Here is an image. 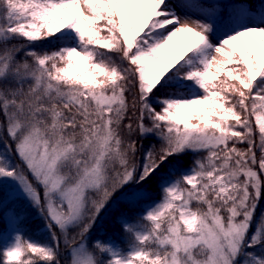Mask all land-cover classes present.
<instances>
[{
    "label": "snow or ice",
    "instance_id": "obj_1",
    "mask_svg": "<svg viewBox=\"0 0 264 264\" xmlns=\"http://www.w3.org/2000/svg\"><path fill=\"white\" fill-rule=\"evenodd\" d=\"M176 2L183 15L169 0H0V181L17 185L52 238L17 229L0 264H61L53 225L68 264H264V214L250 231L264 194V0L256 15L241 0L204 18L191 0ZM17 39L60 46L19 60ZM137 131L161 141L140 162ZM8 140L42 196L8 158ZM187 151L207 155L175 176L170 158ZM154 177L161 199L146 203ZM110 204L145 210L118 217L126 249L96 239L90 250L87 234Z\"/></svg>",
    "mask_w": 264,
    "mask_h": 264
},
{
    "label": "trees",
    "instance_id": "obj_2",
    "mask_svg": "<svg viewBox=\"0 0 264 264\" xmlns=\"http://www.w3.org/2000/svg\"><path fill=\"white\" fill-rule=\"evenodd\" d=\"M202 2L209 3L211 5L215 3H219L221 5V13L227 14L231 13L233 11L234 6H240L241 0H202ZM243 7L249 8L253 10L254 13H256L257 9L262 8V0H244ZM12 44H15L17 46L25 45V47L21 48V51L18 53L17 59L23 60L25 59L24 52L27 50V48H35L37 50L41 49H47L49 51L54 50L55 48L59 47V44H53L50 41H42L36 44L32 45H26V42L17 39L13 40L11 42ZM29 62L31 63V58L28 57ZM124 66H127V62H123ZM158 95H167L166 91H162L158 93ZM129 100H131V95L129 94ZM157 110H159V107H157ZM138 115V113H137ZM250 120L252 122L253 128H254V137L253 139L256 141V143H259V133L258 129H256L255 126V118L250 117ZM0 121H3V116L0 115ZM128 120L125 119L123 121V124H127ZM144 123L151 127V121L145 119ZM133 124L135 125V117H133ZM5 139H7V134L4 133ZM122 136L127 139V129L122 128ZM132 139H135L138 144H143V147L140 148V150L136 153L135 159L137 162H140L144 151L150 146V145H156L157 149L160 147L161 141L155 136H147V137H141L139 132L137 131L134 133L131 137ZM10 144H12V152L8 156V158L11 160L13 165H19L21 169H23L24 173L28 172L27 167L24 166V163L21 161L20 157L15 152V143L11 140H8ZM238 148L246 149L248 147L247 143H239L237 144ZM4 150V143L2 140H0V152ZM256 156L259 160L260 158V151L257 148L256 150ZM207 155L206 151H187L183 155L172 157L170 158L174 164L177 165V171L174 174L175 176H179L181 171L187 170L196 160L197 158L203 159ZM256 168V170L259 172L258 164L253 166ZM261 180L264 181V172L260 173ZM243 177H241L242 179ZM142 187L146 188L148 190V201L146 203H155L161 199V190L159 187V179L158 177H154L152 180L148 181L145 185ZM118 194V193H117ZM116 194V195H117ZM7 188L6 185L3 184V181H0V197H2L3 200V211L0 212V245H3L4 243H7L10 241L13 233L17 229H21L23 231V234L25 237L30 238L35 241H39L41 243H52L51 233L48 231H44L42 229L44 225V218L36 213V209L31 207L29 203H27L23 198L21 197H7ZM143 205L138 206H130L128 204H111L110 207L107 209V211L102 215L99 219H97L96 223L94 224L92 230L87 234V242L90 250L95 251L92 249V241L96 239H100L102 241H113L116 244L120 245L121 248L126 249L127 247V241L131 240V237L128 236L124 230L121 227V224L118 220V217L124 213L127 214V216L130 219H135L139 214H141L144 211ZM262 214H264V194H262L258 206L255 210V215L252 221V228L250 231H254L257 222L261 219ZM226 215V214H225ZM53 231L56 232V235L60 237L61 243L59 247V259L61 261V264H68L69 256L67 253L68 248L63 243V238L61 233L57 228L53 229ZM78 229H70L69 230V236L73 235L75 232H77Z\"/></svg>",
    "mask_w": 264,
    "mask_h": 264
},
{
    "label": "rangeland",
    "instance_id": "obj_3",
    "mask_svg": "<svg viewBox=\"0 0 264 264\" xmlns=\"http://www.w3.org/2000/svg\"><path fill=\"white\" fill-rule=\"evenodd\" d=\"M169 2L173 5V7H176V11L178 13H180L181 15L184 14L183 10L177 6L176 0H169ZM191 4H192V7H191L192 14H196V13H202L203 14L202 16H196L195 18H204V16H207L209 13H213L216 15L221 14L219 3H215V4L211 5L209 3L202 2V0H191ZM205 5H208V6H205ZM253 15H256V14L253 13ZM174 39H175V42H177V43L185 44L187 42V34L186 33L180 34L178 37H176ZM212 39L214 42H216L215 37H213ZM24 166H25V164H24ZM27 171H28V169H27ZM24 174L28 177L29 181L32 182L33 185L38 189V191L41 193V196H42L43 195V188L39 184L36 183L35 179L31 175V173L28 171V172H25ZM2 181H3V184L6 185L8 198H10V197H21V198H23V196L20 194L19 189L17 188V185L12 180L5 179ZM125 191H127V189H125ZM147 194H148V190H147ZM118 196H119V193L117 194V197ZM113 199L115 200L116 197H114ZM25 201L28 203L27 200H25ZM105 212H103L101 214L103 215ZM36 213H38L37 210H36ZM55 228H56V226L53 225V229H55ZM42 229L44 231H48L47 228L45 227V220H44V225H43ZM62 238H63V236H62ZM86 239H87V237H86ZM77 243H79V240H77ZM87 246H88V242H87ZM88 248H89V246H88ZM259 251H260L259 249L256 250L257 254H259ZM67 253L69 256V250H67ZM69 259H70V256H69Z\"/></svg>",
    "mask_w": 264,
    "mask_h": 264
}]
</instances>
